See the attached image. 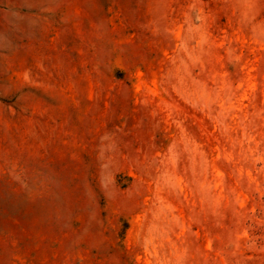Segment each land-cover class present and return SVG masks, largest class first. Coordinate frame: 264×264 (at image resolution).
I'll return each instance as SVG.
<instances>
[{"label": "rangeland", "instance_id": "obj_1", "mask_svg": "<svg viewBox=\"0 0 264 264\" xmlns=\"http://www.w3.org/2000/svg\"><path fill=\"white\" fill-rule=\"evenodd\" d=\"M0 264H264V0H0Z\"/></svg>", "mask_w": 264, "mask_h": 264}]
</instances>
